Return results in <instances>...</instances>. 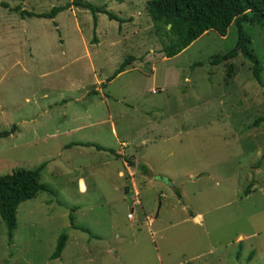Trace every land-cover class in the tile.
<instances>
[{"label": "rangeland", "instance_id": "374dc122", "mask_svg": "<svg viewBox=\"0 0 264 264\" xmlns=\"http://www.w3.org/2000/svg\"><path fill=\"white\" fill-rule=\"evenodd\" d=\"M73 1L0 0V131L16 126L0 175L46 162L50 188L18 205L11 236L0 218V264H264V27L244 25L261 86L241 54L230 79L229 61L210 64L233 24L166 57L149 0H81L119 18L97 12L95 27L82 6L22 12ZM80 138L122 155L69 150Z\"/></svg>", "mask_w": 264, "mask_h": 264}, {"label": "trees", "instance_id": "16d2710c", "mask_svg": "<svg viewBox=\"0 0 264 264\" xmlns=\"http://www.w3.org/2000/svg\"><path fill=\"white\" fill-rule=\"evenodd\" d=\"M71 5L91 9L94 27L96 26L97 12L106 13L109 19H119L103 7L94 6L81 0H74L71 4L54 6L48 13L36 14L26 10L22 12L30 16L53 18L57 12ZM147 10L154 32L167 40L162 43V50L166 57L178 54L207 30L213 29L224 36L228 27L233 24L237 28V39L234 47L223 54H214L210 64L214 65L229 61L226 77L230 79L235 74V65L231 60L241 54L251 63V73L254 81L263 86V80L260 75L263 69L262 64L252 48L250 35L244 29V25L264 27V0H149L147 2ZM132 59V57L127 58L121 63L115 70L114 75L122 72ZM262 120L264 119L258 117L253 121L252 126H258ZM15 127V124H13L10 130L0 131V137L10 135L15 131ZM74 144L106 150L119 157L118 151H115V149L95 142L86 141ZM131 159L132 157H129L128 160L132 164L131 161L133 160ZM46 164V162H42L32 169L14 167L8 173L0 175V218L9 236L12 235V231L16 227L18 205L27 199L35 197L40 191H48L50 189L47 184L41 181V174ZM140 167L144 172L148 171L146 164H140ZM128 185L124 187V193L130 196L131 205H139L142 208V205L134 199V194H131L133 188L130 189ZM248 191L249 188L247 189ZM175 192L178 193L177 188H175ZM132 209L133 206L131 212L128 213V218L133 216ZM66 240L67 235L65 233L59 236L56 248L51 255L52 258L60 256Z\"/></svg>", "mask_w": 264, "mask_h": 264}, {"label": "crops", "instance_id": "0c3cea01", "mask_svg": "<svg viewBox=\"0 0 264 264\" xmlns=\"http://www.w3.org/2000/svg\"><path fill=\"white\" fill-rule=\"evenodd\" d=\"M91 124H94L93 122L91 123ZM95 125V124H94ZM115 128H111V131L113 132V134H115ZM99 140V139H98ZM86 141H89V142H95V143H98V144H100L99 142H97V140H89V139H83V138H80V139H75V141H71V142H69L68 144H66L67 146H68V149L70 150V149H72V147H74V146H78V144H74V143H78V142H86ZM137 140L136 139H134V140H130V142L129 141H125V142H123V143H125V146L127 147L130 143L132 144L133 142H136ZM72 142H74L73 143V145H72ZM101 145V144H100ZM79 146H81V147H84V148H93L94 150H96V151H102V150H98V149H96L95 147H92V146H83V145H79ZM118 155H122V153H120V152H118ZM144 163V162H143ZM144 164H146V163H144ZM147 165V164H146ZM148 166V165H147ZM149 167V166H148ZM148 171L146 170L145 171V173H147ZM130 189H131V187H130ZM195 217V219L196 218H198V221L201 219V217H199L198 215H196V216H194ZM131 218H132V220L134 219V217L133 216H131ZM129 219H130V217H129ZM131 220V219H130ZM136 221L135 220H133L132 221V223H135Z\"/></svg>", "mask_w": 264, "mask_h": 264}, {"label": "water", "instance_id": "95a60500", "mask_svg": "<svg viewBox=\"0 0 264 264\" xmlns=\"http://www.w3.org/2000/svg\"><path fill=\"white\" fill-rule=\"evenodd\" d=\"M196 220L198 221V218H196Z\"/></svg>", "mask_w": 264, "mask_h": 264}, {"label": "built area", "instance_id": "2783aa9c", "mask_svg": "<svg viewBox=\"0 0 264 264\" xmlns=\"http://www.w3.org/2000/svg\"><path fill=\"white\" fill-rule=\"evenodd\" d=\"M136 200V199H135ZM137 201V200H136ZM138 202V201H137Z\"/></svg>", "mask_w": 264, "mask_h": 264}]
</instances>
